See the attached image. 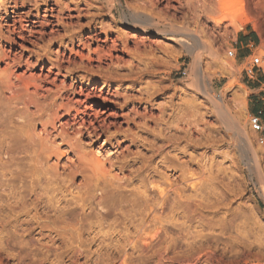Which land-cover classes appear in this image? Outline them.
I'll return each mask as SVG.
<instances>
[{"label": "rangeland", "instance_id": "obj_1", "mask_svg": "<svg viewBox=\"0 0 264 264\" xmlns=\"http://www.w3.org/2000/svg\"><path fill=\"white\" fill-rule=\"evenodd\" d=\"M220 1L0 0V264H264V0Z\"/></svg>", "mask_w": 264, "mask_h": 264}, {"label": "bare ground", "instance_id": "obj_2", "mask_svg": "<svg viewBox=\"0 0 264 264\" xmlns=\"http://www.w3.org/2000/svg\"><path fill=\"white\" fill-rule=\"evenodd\" d=\"M110 2V1H109ZM112 4V3H111ZM128 5V4H127ZM237 5H238V2H236L235 0H221L220 1V5H219V8L221 9V10H223L224 12H226V15H227V17L226 18H232L233 17V14H234V12H235V10H236V8H237ZM136 15V14H135ZM131 17H132V15H131ZM138 18V17H137ZM136 18V19H137ZM139 20V19H138ZM135 22V21H134ZM137 22V21H136ZM143 22V21H142ZM138 23H136V25L133 23V26L135 27V28H138V29H140V30H145V26L143 27V25L142 26H140V25H137ZM178 31V30H176V29H172V28H170V31ZM181 31L183 32V33H185V34H190L188 31H184V30H182L181 29ZM192 35H193V42H192V44H191V46H192V49H194V50H196L197 52H198V50L199 49H201L202 47H203V44H202V42L200 41V37H199V35H198V33H197V31H194V32H192L191 33ZM190 38V37H189ZM198 49V50H197ZM199 62H200V54H196L194 57H193V68H194V71H196V73L198 74V75H200L201 73L200 72H202V71H200L201 69H199L200 67V65H199ZM9 65V64H8ZM219 69H221V70H227V69H229V64L227 65L226 63H224V61H223V63L221 62L220 63V65H219ZM195 75V74H194ZM4 76V75H3ZM203 76V75H202ZM12 77V76H11ZM195 77H198L197 75L195 76ZM200 77V76H199ZM6 78H8V77H6ZM196 80H197V78H195ZM195 80V81H196ZM198 81V80H197ZM197 81L195 82L196 84H197ZM12 83V82H11ZM14 85V84H13ZM11 86V85H10ZM196 87V86H195ZM37 91V90H36ZM219 100V99H218ZM24 102V101H23ZM20 103H21V101H20ZM212 103H213V105H214V107L216 108V111L218 112V114H219V116H221L222 117V121H223V123L229 128V129H233V127H237V125H238V122L236 121V119L234 118V116L232 115V113H231V111L228 109V107L226 106V105H224V103L222 102V100H220V101H213L212 100ZM26 104V103H25ZM29 106V105H28ZM234 108V107H233ZM234 110H236L235 108H234ZM96 119V118H95ZM81 121V120H80ZM79 121V122H80ZM82 122V121H81ZM84 122V121H83ZM82 122V123H83ZM73 124V123H72ZM80 124V123H79ZM70 125V124H69ZM81 125V124H80ZM78 126V125H77ZM24 127V126H23ZM65 127V126H64ZM80 127V126H79ZM90 127V126H89ZM94 127V126H93ZM96 127V126H95ZM83 128V127H82ZM84 128H85V125H84ZM83 128V129H84ZM101 128V127H100ZM24 129V128H23ZM51 129V128H50ZM46 130V129H45ZM49 130V129H48ZM47 130V131H48ZM82 130V129H81ZM28 131V130H27ZM50 131V130H49ZM80 131V130H79ZM78 131V132H79ZM86 131V130H85ZM89 131V130H88ZM93 131V130H92ZM32 132V131H31ZM35 133H38V132H35ZM80 133H81V131H80ZM34 134V133H33ZM48 134V133H47ZM90 134H92V133H90ZM39 136V135H38ZM95 136V135H94ZM34 137V136H33ZM50 138V137H49ZM91 160V159H90ZM95 168V167H94ZM96 169V168H95ZM197 175V174H196ZM195 175V176H196ZM198 178V177H197ZM193 185V184H192ZM168 189V188H167ZM166 189V190H167ZM159 190V189H158ZM159 192V191H158ZM161 190H160V193L159 194H161ZM168 194V193H167ZM164 195V194H163ZM162 198V197H161ZM141 229V228H140Z\"/></svg>", "mask_w": 264, "mask_h": 264}, {"label": "crops", "instance_id": "obj_3", "mask_svg": "<svg viewBox=\"0 0 264 264\" xmlns=\"http://www.w3.org/2000/svg\"><path fill=\"white\" fill-rule=\"evenodd\" d=\"M238 43L240 45V55L242 58H247L249 55H247V50L249 47L253 44L255 41V36L251 30L241 29L237 35ZM249 51V50H248ZM257 84L264 85V76H259V78L256 80ZM261 88H258V90ZM264 106V99L263 97L255 99V104L251 107V114H256L258 112H261V106ZM264 114H261V119L264 121Z\"/></svg>", "mask_w": 264, "mask_h": 264}, {"label": "built area", "instance_id": "obj_4", "mask_svg": "<svg viewBox=\"0 0 264 264\" xmlns=\"http://www.w3.org/2000/svg\"><path fill=\"white\" fill-rule=\"evenodd\" d=\"M227 55L229 57H234L235 52L234 50H228ZM260 59L259 58H254L252 60V65H259ZM181 75L184 76L186 75V70L183 69L181 72ZM249 127L251 131H253L255 134H257V138L261 143H264V121L261 119V112H258L256 114H251L249 116Z\"/></svg>", "mask_w": 264, "mask_h": 264}]
</instances>
